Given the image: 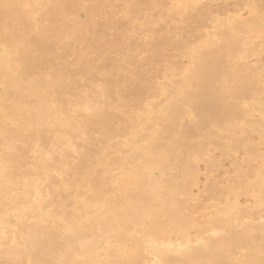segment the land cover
Wrapping results in <instances>:
<instances>
[{
    "label": "bare ground",
    "instance_id": "obj_1",
    "mask_svg": "<svg viewBox=\"0 0 264 264\" xmlns=\"http://www.w3.org/2000/svg\"><path fill=\"white\" fill-rule=\"evenodd\" d=\"M118 13L145 26L195 16L207 30L191 41L166 27L138 63L80 54L81 81L99 73L104 87L92 83L72 105L65 45L97 44ZM262 15L264 0H0V264H235L244 252L258 261L264 59L250 58L264 54ZM164 46L178 53L169 66ZM119 84L130 94L118 99ZM225 161L234 175L217 185L208 175ZM201 165L211 184L203 204L193 199Z\"/></svg>",
    "mask_w": 264,
    "mask_h": 264
},
{
    "label": "rangeland",
    "instance_id": "obj_2",
    "mask_svg": "<svg viewBox=\"0 0 264 264\" xmlns=\"http://www.w3.org/2000/svg\"><path fill=\"white\" fill-rule=\"evenodd\" d=\"M81 3V4H80ZM236 2L235 1H231V2H228V8L230 9V11L232 10H235V9H237L238 8V6H237V4H235ZM79 9L80 10H82L83 8L85 9L88 5H86V3H85V1H80L79 2ZM216 5H213V7H212V11H214V9L216 8L215 7ZM115 7L118 9V11H121L122 9H123V4L121 3V2H117L116 3V5H115ZM215 7V8H214ZM82 8V9H81ZM71 11H72V8H71ZM70 11V12H71ZM109 11V10H108ZM107 11V12H108ZM163 11H164V9L163 8H157V9H155V10H153V11H151V13H149L152 17H153V19L155 20V19H157V16H158V14H163ZM82 13V12H81ZM68 16L70 15V13L69 14H67ZM72 15H75V14H73V12H72ZM214 14H212L211 16H213ZM68 16H66V17H68ZM211 16L209 17V18H211ZM248 15L246 14V17H247ZM71 17V16H70ZM155 17V18H154ZM249 17V16H248ZM69 18V17H68ZM176 18V17H175ZM175 18H172V17H169V18H167L166 20H165V22H163V24H156V26H155V24H153V25H150L149 24V26H148V23H147V26H145L146 24V22H144V20L143 19H141L142 21H143V23H142V21H141V23H139V21L140 20H138V22L136 23L135 21H133V23L131 22V20L129 19V17H123V15L120 13H118L117 15H116V17H114V19L112 20V22H110L111 24L110 25H108L104 30H102L103 32V37H99V38H101L98 42L96 41V43L97 44H94L93 43V40H91L90 39V41L93 43H88V42H84V40H83V42H79V43H77V44H75L74 46H73V44L72 43H70V45L72 46V47H69L68 48V50H67V45H65V47H66V49H64L66 52H64V50H63V53L65 54V53H67V58H65V56H64V59H63V62L62 61H59V60H57V62H62V70L63 71H66L70 76H74L75 78H76V82H75V85L73 84V83H71L70 85H68V89H69V98H71L70 100L72 101V105H77V104H79L80 103V101H81V98L82 97H85L84 95H88V94H90L91 95V93L92 92H89V90L90 91H93V94H94V91H95V89H98V88H96L98 85H101L102 83H101V80H102V82H103V79H101L100 78V76H99V73H96V75H95V80L92 82V80H91V82H90V80H88V83H87V81L86 80H84V81H81V79H84L85 77H82L83 76V74H80L79 73V71H78V63H79V61L81 60V58H79V57H81L80 56V54L81 55H83V59H85V62H90V61H92V60H95L94 59V56H96L97 58L99 57V55L101 54H104V53H109V50H111V52L110 53H113L114 55L113 56H115V57H117L118 59H120V60H122L123 61V59H125L126 61H130L131 60V57H134L135 58V60H134V58L132 59L133 60V63L135 62L136 63V59H137V63L138 62H140V60H143L142 58L143 57H145L146 56V53H145V51L144 50H146V48L147 47H145L144 48V46L143 45H146L147 43H149V41H147V43H146V40H148V38L151 36H153V38H152V40L153 39H156V38H154V37H161V39L163 38H166L167 37V34L165 33V30L163 31V29H165L166 27H169V28H172V29H174V32H173V37H175L176 39H177V37H178V39H180L181 37H187V38H189L191 41H198V39L200 38V36L201 35H203L204 34V32H205V30H207V24H206V22L203 20V19H201V18H199V17H195V16H190V18H189V21H188V25L186 24V22L185 23H180V22H176L175 20ZM70 19V18H69ZM96 20V19H95ZM97 21H98V19H97ZM151 21H152V18H151ZM157 21V20H156ZM156 21H152V22H156ZM135 22V23H134ZM169 24V25H168ZM154 26V27H153ZM153 27V28H152ZM154 29V30H152V29ZM150 30H151V32H150ZM162 30V31H161ZM154 31V32H153ZM80 32V31H79ZM148 33V32H150V33H152V34H150L149 36L148 35H146L145 33ZM161 32V33H160ZM79 35V34H78ZM146 35V36H145ZM158 35H161V36H158ZM151 37H150V41H151ZM157 39H159V38H157ZM156 39V40H157ZM160 39V40H161ZM87 41V40H86ZM89 41V40H88ZM154 41V40H153ZM153 41H151V43L153 42ZM95 42V41H94ZM64 43V42H63ZM144 43H146V44H144ZM150 43V44H151ZM155 43V42H154ZM154 43H152V44H154ZM60 44H62V43H60ZM59 44V45H60ZM65 44H68V43H65ZM63 45V44H62ZM69 45V44H68ZM64 46V45H63ZM63 46H61V48L63 47ZM167 46V45H166ZM166 46H164V49L165 48H167V52L165 51V61H167L168 59H171V60H169V61H167V63H168V66L171 64L170 62L172 61V59H173V56H175V58H176V56L178 55V53L175 51V49L174 48H172L171 46H168V47H166ZM64 47V48H65ZM148 48H150V47H148ZM147 48V49H148ZM105 50H107V52H104ZM148 50H150V49H148ZM147 50V52H150V51H148ZM166 50V49H165ZM113 51V52H112ZM144 51V52H143ZM264 53V52H263ZM148 54V53H147ZM176 54V55H175ZM66 55V54H65ZM100 55V56H101ZM108 55H110L111 57H113L111 54H108ZM151 55V54H150ZM149 55V56H150ZM264 54H262L261 55V57H251L250 58V61H252V62H255L256 60H257V58H259V59H264V56H263ZM63 56L61 57V58H63ZM148 56V55H147ZM263 56V57H262ZM60 57L58 58V59H60ZM115 57L113 58L114 60H115ZM129 57H130V60H129ZM145 58H147V57H145ZM144 58V59H145ZM128 59V60H127ZM162 59V58H161ZM60 60H62V59H60ZM78 60V61H77ZM90 60V61H89ZM57 62H56V65H59V64H57ZM121 62V61H120ZM125 62V61H124ZM128 62H126V63H128ZM160 62H161V64H162V60H160ZM115 63H116V65H117V68H118V66L120 67L119 68V70L121 71V67H123V66H126V64H120L119 63V60H118V62L117 61H115ZM165 64H167L166 62H164ZM66 64V65H65ZM123 65V66H122ZM128 65V68L127 67H125V68H127L128 70H129V68L131 67V66H129L130 64H127ZM61 66V65H60ZM159 66V68H160V64L158 65ZM163 66V65H162ZM65 67H67V68H65ZM124 67L122 68L123 70L121 71V72H119L120 74V76H122V75H124V76H122V79H125V78H123V77H125V74L127 75V74H129L128 73V71L125 69ZM72 70V71H71ZM76 70V71H75ZM118 70V69H117ZM75 71V72H74ZM78 71V72H77ZM125 72V73H124ZM169 72V71H168ZM73 73H75V74H73ZM169 74V73H168ZM129 77H130V74L128 75ZM146 76V74H144L143 75V77H142V79H147V81H148V76L147 77H145ZM162 76V75H161ZM80 77V78H79ZM129 77H127V79L129 78ZM145 77V78H144ZM79 78V79H78ZM93 78V79H94ZM152 78V79H151ZM155 78V77H154ZM157 78V77H156ZM71 79V78H70ZM70 79L68 80L69 82H70ZM101 79V80H100ZM126 79V80H127ZM149 81H153V77L152 76H150L149 77ZM159 79V80H158ZM158 83H162V81L163 80H161L160 81V79H162V78H160V77H158ZM126 80H122L123 82L125 81L126 82ZM96 81V82H95ZM121 81V82H122ZM149 81H148V83H149ZM156 80L154 79V81H153V84H152V82L150 83V85H155L156 83H154ZM85 82V83H84ZM122 82V86H123V84L125 83H123ZM141 82V81H140ZM164 82V81H163ZM79 85H78V84ZM90 83V84H89ZM92 83H95V85H93L94 87H95V89H93V86H92ZM144 84V87H147L145 84H146V81L144 82L143 80H142V82H141V84ZM147 83V85H149ZM104 84V83H103ZM103 84L100 86L101 87V90L103 89L102 88V86H103ZM121 84V83H120ZM120 84H119V88H118V90H116V91H113L115 94L117 93L118 94V92H120V93H122V92H124L125 91V86L127 85L126 83V85L124 86V87H121L120 86ZM140 84V83H139ZM143 84L142 85H140V86H143ZM73 87H72V86ZM97 85V86H96ZM71 86V87H70ZM99 87V86H98ZM99 87V88H100ZM104 87V86H103ZM116 87H118V86H116ZM121 87V88H120ZM143 87V88H144ZM155 87V86H154ZM92 88V89H91ZM125 88V89H124ZM76 89V90H75ZM86 89H87V91H86ZM117 89V88H116ZM100 89L99 90H97V91H100V92H102ZM113 90H115V88L113 89ZM82 91H84V92H82ZM129 91V90H128ZM128 91H125L126 92V94H127V92ZM85 92H87V93H85ZM99 92V94L101 95L102 93H100ZM113 92H112V94H113ZM83 93H85L83 96L81 95V94H83ZM97 93V92H96ZM96 93H95V95H96ZM98 94V93H97ZM130 93H128L127 94V96L129 95ZM78 95V96H77ZM80 95V96H79ZM89 95V96H90ZM99 95V96H100ZM120 94H118V96H117V98L119 99V98H122L123 96H126V95H123V93L119 96ZM98 96V95H97ZM98 96V97H99ZM116 95H112V97H115ZM132 96V95H131ZM75 97V98H74ZM72 98H73V100H72ZM117 98H111V101H113V102H115L116 100H117ZM78 99V100H77ZM116 99V100H115ZM129 99H130V97H129ZM76 101H78V103L76 102ZM134 101V100H133ZM133 101L130 103V104H132L133 103ZM76 102V103H75ZM74 103V104H73ZM135 104H137V99H136V102H135ZM135 104H134V106H135ZM131 107H133L132 105H131ZM131 107H129L128 106V108H127V110L129 111V110H131L132 108ZM130 108V109H129ZM133 110V112H134V109H132ZM136 111V110H135ZM111 112H113V111H111ZM131 112V111H130ZM79 142V141H78ZM77 142V143H78ZM81 143V142H80ZM77 145H81V144H77ZM75 154V153H74ZM213 154L215 155L214 157H216L217 159H219L220 160V158H219V154L217 153V152H213ZM72 155H73V153H72ZM76 155V154H75ZM74 156V155H73ZM238 157H237V159H239V160H241L242 161V156H241V153H239V155H237ZM241 158V159H240ZM218 160V161H219ZM225 162H227V161H225ZM225 162H223V163H225ZM230 162L228 163H225V164H223L224 166L222 167V169H220V170H218L217 172H215V173H212V174H210V175H208V177L210 176L211 178H215L216 179V181H217V185H218V183H220L221 182V180L223 179H225L224 181L226 182L227 180H226V178H230L231 176H233V175H231L230 173H233L232 171H231V166H230ZM201 167V169L200 170H202V173H201V179L199 180L200 182V186H199V184L197 185V186H199V188H200V190H198V189H196L197 187H194L193 188V195H195V194H199L200 196H193V199L195 200L196 198H200V202L198 201V203H201L202 202V204L203 203H205L204 202V200L207 198V196H205L206 194H205V192L203 191V190H205L206 188H205V185H206V182H205V180L206 179H204V175L206 174V173H204L205 172V169H202L204 166L203 165H201L200 166ZM230 170V171H229ZM226 172V173H225ZM229 172V173H228ZM208 174V173H207ZM227 174V175H226ZM233 178V177H232ZM215 179H213V180H215ZM230 180V179H229ZM228 180V181H229ZM207 182H209L208 180H207ZM225 182H223V184H224V186H225ZM208 184H210V183H208ZM207 184V185H208ZM221 185H222V182L220 183ZM219 184V186H221ZM206 185V186H207ZM211 185V184H210ZM224 186H222V187H220V188H223ZM210 187V186H209ZM206 191H207V189H206ZM200 192V193H199ZM203 192V193H202ZM207 193V192H206ZM204 196V197H203ZM195 197V198H194ZM198 198V199H199ZM242 199V202H244V200L246 201V199H247V201L246 202H244V203H249L250 202V200L248 199L249 197H241ZM201 199H203V201H201ZM193 200V201H194ZM197 200V199H196ZM195 202V201H194ZM251 202H252V200H251ZM197 202H196V204H193V202H192V205L193 206H198L197 204H198ZM247 203V204H248ZM246 204V205H247ZM251 204V203H250ZM211 211V210H210ZM201 220L203 219V218H200Z\"/></svg>",
    "mask_w": 264,
    "mask_h": 264
},
{
    "label": "snow or ice",
    "instance_id": "obj_3",
    "mask_svg": "<svg viewBox=\"0 0 264 264\" xmlns=\"http://www.w3.org/2000/svg\"><path fill=\"white\" fill-rule=\"evenodd\" d=\"M262 26H264V15H262ZM260 150L261 152H264V131L261 132ZM112 247H113V244L111 241H109L108 244L101 250L108 253L112 250ZM117 250L119 251V249ZM242 255H243V258L235 261V264H264V248H262L261 250L260 259L258 261L255 259H249L247 257V252L242 253ZM93 264H122V262L121 261H99V262H93ZM126 264H134V262L129 260L126 262Z\"/></svg>",
    "mask_w": 264,
    "mask_h": 264
}]
</instances>
